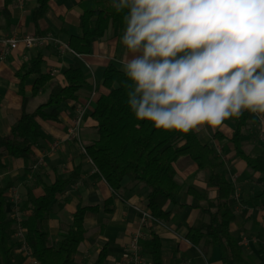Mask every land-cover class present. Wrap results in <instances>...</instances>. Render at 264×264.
<instances>
[{"label": "crops", "instance_id": "crops-1", "mask_svg": "<svg viewBox=\"0 0 264 264\" xmlns=\"http://www.w3.org/2000/svg\"><path fill=\"white\" fill-rule=\"evenodd\" d=\"M36 4V0H0V136L8 135L11 124L21 117L23 97L18 92L19 80L15 72L32 57L41 54V72L50 74L55 82L65 84L64 72L70 66L80 68L86 80V85L78 91L75 100L58 106L57 120L40 119L43 135L34 145L29 161L5 155L3 160L6 168H0L7 173H12L14 164L20 165L24 171L26 166L32 168L30 173L38 169L40 173L44 172V175L38 172V183L39 177L46 183H52L57 176L66 178L76 172L77 178L52 201L49 217L43 222L49 232V243L53 232L59 233L61 238L66 226L73 223V213L79 203L102 206L109 200V210L86 213V234L74 256V264H94L105 245H108V254L104 264H152L146 248L152 230H155L161 240L163 264H221L217 247L206 244L204 239L194 245L186 238L188 227H200L209 220V216L200 208L205 201L187 191L188 187H192L201 195L215 198L216 188L209 187L206 183L210 174L208 171H200L188 156L179 157L174 163L175 178L182 189L177 196V204L167 203L165 206L171 211V219L164 223L151 219L144 221L139 210L149 211L148 187L125 178L122 192L114 193L99 175L91 159L82 151L97 139L96 121L92 117L97 98H91V93L94 88L98 96L109 93L110 89L102 81L103 72L108 65L123 68L126 50L120 41L116 25L110 24L105 34L92 42L89 53L78 54L69 47V36L81 34L80 15L84 8H91L93 0H50L48 12L35 25L33 10ZM5 6L7 9L2 11ZM25 35H35L39 41L31 47L23 42L15 47L4 44L5 39ZM3 51L5 55L1 58ZM36 77V74H32L25 81L26 96L33 109L40 103H34V106L31 103L38 96L45 97L44 102L50 89V85H47L37 95H32ZM80 108L84 109V115L76 138L72 137L71 132L75 128V118ZM262 127L264 125L259 118L249 121L243 129L241 141L245 153L261 155L264 160ZM216 131H220L224 137L215 138ZM234 131V123L227 118L214 132L209 128L207 133L201 131L197 134L201 143L215 146L224 162L219 170L224 171L226 178L235 186V192L229 198L235 219L230 223L229 229L243 251L255 263H259L261 255L258 253V244L261 243L264 247V196H260L263 184L260 174L236 156L231 140ZM32 158L36 159L34 165L31 164ZM7 183L12 187L11 179ZM42 192L43 190L34 193ZM182 196L183 201L180 200ZM61 197H65L66 202L63 201L62 206L56 207L52 213V205ZM48 220L53 222L52 226L46 224ZM62 226L64 229H61ZM59 240L50 245L54 246ZM31 252L30 247L27 253L17 252L15 248L12 250L13 256H24L21 264H38Z\"/></svg>", "mask_w": 264, "mask_h": 264}, {"label": "trees", "instance_id": "trees-1", "mask_svg": "<svg viewBox=\"0 0 264 264\" xmlns=\"http://www.w3.org/2000/svg\"><path fill=\"white\" fill-rule=\"evenodd\" d=\"M50 0H36L33 10L35 25L43 18L49 9ZM6 6L2 11H5ZM126 12V10H125ZM125 12H117L112 7L111 0H93L91 8H84L79 19L80 35H70L69 47L78 54L89 53L93 41L101 38L110 24L116 25L118 35L124 28ZM43 59L41 54L29 59L15 72L19 80L18 92L23 97L22 114L11 124L10 133L0 136V168H6L3 157L10 155L22 158L28 162L33 155V147L42 138L40 119L57 120L58 106L66 101L75 100L78 91L86 85L83 71L70 66L64 72L65 84L53 81L50 74L41 72ZM36 74L32 95L50 85L46 100L34 109L29 106V97L25 92V81ZM104 86L109 93L97 97L92 117L96 121L97 139L84 147L85 153L91 159L99 175L106 181L114 193L120 194L124 188L123 180L145 184L147 193V208L156 222H168L171 211L166 209L167 203L177 204V196L182 189L175 178V161L181 156H188L197 164L200 171H208L207 185L216 188L215 198L201 195L192 187L188 193L199 200H204L202 211L209 220L200 227H188L186 238L194 245L205 240L206 244L217 247L221 264H264V247L258 244L261 261L255 263L247 255L235 236L229 229L235 219V213L229 203L230 196L235 192V186L230 182L224 171L219 170L224 162L217 149L211 143H201L198 134L191 131L187 134L177 129H157L154 123L147 119L138 120L131 111L127 100V77L122 69L108 65L102 75ZM51 109V111H47ZM235 125L231 138L235 154L260 174L264 196V160L261 155H250L242 148L243 129L249 121L257 117L249 111H244L238 119L229 117ZM223 138L220 131L214 134ZM30 173L32 168L26 166ZM76 172L66 178L57 176L52 183H46L39 177L43 192L35 194L31 188L26 189V199L23 209L28 214L19 220V227L24 231V239L31 249V256L38 264H74V256L78 246L84 240L86 228L84 219L87 212L109 210V200L104 205H83L79 203L73 213V223L66 226L60 240L53 246L49 243V232L43 222L49 217L50 205L57 195L63 193L76 179ZM11 184L0 187V264H21L24 256L15 257L12 250L17 243L13 241L14 220L6 211L5 194ZM66 202V200H65ZM62 206V204H60ZM152 264L162 263V246L159 235L151 231V238L146 244ZM108 254L105 245L94 264H104Z\"/></svg>", "mask_w": 264, "mask_h": 264}, {"label": "clouds", "instance_id": "clouds-1", "mask_svg": "<svg viewBox=\"0 0 264 264\" xmlns=\"http://www.w3.org/2000/svg\"><path fill=\"white\" fill-rule=\"evenodd\" d=\"M111 2L126 10L122 71L136 119L207 133L249 111L264 125V0Z\"/></svg>", "mask_w": 264, "mask_h": 264}, {"label": "rangeland", "instance_id": "rangeland-1", "mask_svg": "<svg viewBox=\"0 0 264 264\" xmlns=\"http://www.w3.org/2000/svg\"><path fill=\"white\" fill-rule=\"evenodd\" d=\"M45 97L38 96L35 101L31 103V106H34V103H41L44 100ZM79 140V139H78ZM83 151V150H82ZM84 152V151H83ZM31 164H36V159L32 158ZM12 173L9 174L5 171L0 170V186H4L9 179L13 181L12 187L7 191L6 195V211L10 218L14 220V229L12 233L13 241L17 243L15 247V251L27 253L29 251L28 246H24V232L20 233L19 231V220L25 217L28 214V211H25L23 209V202L26 199V189L29 187L31 188L35 193H40L42 191L40 184L38 183V174L40 173L38 169H34L32 173H27L24 171V168H21L20 165L14 164L12 167ZM39 172V173H38ZM40 175H44V172L41 171ZM102 190H100L101 195ZM181 201H183L184 197H180ZM98 199V197L96 198ZM65 201V197H61L59 199L55 200L54 205L51 207V212L54 213V210L59 208L60 204ZM99 202V200H98ZM96 202V203H98ZM145 210V209H144ZM140 212V210H139ZM142 220H150L147 219L145 216L141 213ZM144 220V221H145ZM156 222V221H155ZM49 226L53 225V222L48 220L46 222ZM61 229H64L62 226ZM59 233L53 232L50 236V243H54L57 240H59Z\"/></svg>", "mask_w": 264, "mask_h": 264}, {"label": "built area", "instance_id": "built-area-1", "mask_svg": "<svg viewBox=\"0 0 264 264\" xmlns=\"http://www.w3.org/2000/svg\"><path fill=\"white\" fill-rule=\"evenodd\" d=\"M37 41H39V38H37L35 35H25L22 36L21 38H10V39H5L4 40V44L6 46H10V47H15L19 42H23L26 46L31 47L33 46ZM5 55V51L2 52L1 54V58L4 57ZM97 98L98 97V93L96 91V89L94 88L92 93H91V98ZM83 115H84V109L80 108L78 110V113L76 115L75 118V128L74 130L71 132L73 133L72 137H78V128L81 124V121L83 119ZM83 151L85 152V149L83 148ZM140 212L142 213L143 216H145L147 219H151L153 221H155L153 219V217L150 214V211L147 210H140ZM145 220V219H144ZM20 228V227H19ZM20 233L24 232L22 228L19 229ZM24 246H28L25 239H24ZM29 247V246H28ZM137 261V260H136ZM138 262V261H137Z\"/></svg>", "mask_w": 264, "mask_h": 264}]
</instances>
